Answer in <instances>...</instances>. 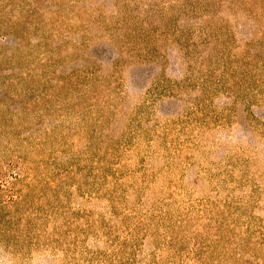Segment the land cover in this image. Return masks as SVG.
<instances>
[{"label":"rangeland","instance_id":"obj_1","mask_svg":"<svg viewBox=\"0 0 264 264\" xmlns=\"http://www.w3.org/2000/svg\"><path fill=\"white\" fill-rule=\"evenodd\" d=\"M0 264H264V0H0Z\"/></svg>","mask_w":264,"mask_h":264}]
</instances>
